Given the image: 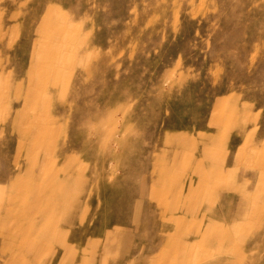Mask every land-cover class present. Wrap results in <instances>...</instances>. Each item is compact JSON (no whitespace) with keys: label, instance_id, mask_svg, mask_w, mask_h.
<instances>
[{"label":"rangeland","instance_id":"rangeland-1","mask_svg":"<svg viewBox=\"0 0 264 264\" xmlns=\"http://www.w3.org/2000/svg\"><path fill=\"white\" fill-rule=\"evenodd\" d=\"M109 236L264 264V0H0V264Z\"/></svg>","mask_w":264,"mask_h":264},{"label":"crops","instance_id":"crops-1","mask_svg":"<svg viewBox=\"0 0 264 264\" xmlns=\"http://www.w3.org/2000/svg\"><path fill=\"white\" fill-rule=\"evenodd\" d=\"M105 247L107 257L111 258L109 261L112 264H126L124 244L120 238L109 236V239H106ZM140 256H144V252H141Z\"/></svg>","mask_w":264,"mask_h":264}]
</instances>
